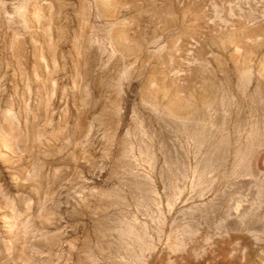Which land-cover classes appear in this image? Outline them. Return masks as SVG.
I'll list each match as a JSON object with an SVG mask.
<instances>
[{
    "label": "rangeland",
    "instance_id": "1",
    "mask_svg": "<svg viewBox=\"0 0 264 264\" xmlns=\"http://www.w3.org/2000/svg\"><path fill=\"white\" fill-rule=\"evenodd\" d=\"M146 231L264 264V0H0V264H143Z\"/></svg>",
    "mask_w": 264,
    "mask_h": 264
},
{
    "label": "bare ground",
    "instance_id": "2",
    "mask_svg": "<svg viewBox=\"0 0 264 264\" xmlns=\"http://www.w3.org/2000/svg\"><path fill=\"white\" fill-rule=\"evenodd\" d=\"M187 162L190 163V160L187 159ZM162 217V216H161ZM165 219V217H164ZM155 232L160 236H164L166 231L164 228H155ZM230 237L232 238H236V234L232 233V232H229L228 233ZM225 237V236H224ZM227 238V237H226ZM153 238H151V235L148 231L145 232V235H144V238H143V243H144V246H143V256H144V263L143 264H149V257H150V254H149V251L150 250H153V252H157V249H158V246L156 244L153 243L152 241ZM212 241V240H211ZM220 242V241H218ZM211 244V243H210ZM182 246V245H181ZM208 250V249H207ZM227 251V250H226ZM242 251V250H241ZM215 252V251H214ZM231 255L229 256V259H228V264H233V261H234V258L236 256L235 255V247L231 250ZM237 252V251H236ZM206 250L204 249H201V250H194V253L193 251L189 250V249H183L182 250V254L177 258L175 259V263L176 264H187L189 261H190V258L193 256H195L197 258L198 261L202 262L204 259H205V256H206ZM211 257V256H210ZM208 258V257H207ZM248 259V258H247ZM221 260V259H219ZM197 261V262H198ZM211 261V260H210ZM211 263V262H210ZM173 264V263H172ZM248 264V263H247Z\"/></svg>",
    "mask_w": 264,
    "mask_h": 264
}]
</instances>
